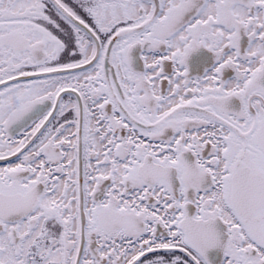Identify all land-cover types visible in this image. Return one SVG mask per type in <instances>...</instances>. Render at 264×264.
I'll return each mask as SVG.
<instances>
[{"label": "snow or ice", "instance_id": "obj_1", "mask_svg": "<svg viewBox=\"0 0 264 264\" xmlns=\"http://www.w3.org/2000/svg\"><path fill=\"white\" fill-rule=\"evenodd\" d=\"M0 264H264V0H0Z\"/></svg>", "mask_w": 264, "mask_h": 264}]
</instances>
